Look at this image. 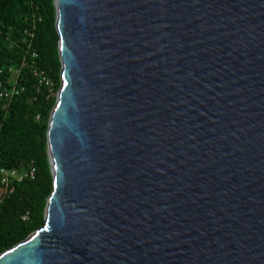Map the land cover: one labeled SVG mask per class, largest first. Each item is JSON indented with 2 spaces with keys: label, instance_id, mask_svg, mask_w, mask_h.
Listing matches in <instances>:
<instances>
[{
  "label": "water",
  "instance_id": "obj_1",
  "mask_svg": "<svg viewBox=\"0 0 264 264\" xmlns=\"http://www.w3.org/2000/svg\"><path fill=\"white\" fill-rule=\"evenodd\" d=\"M45 225L0 264H264V0H54Z\"/></svg>",
  "mask_w": 264,
  "mask_h": 264
},
{
  "label": "trees",
  "instance_id": "obj_2",
  "mask_svg": "<svg viewBox=\"0 0 264 264\" xmlns=\"http://www.w3.org/2000/svg\"><path fill=\"white\" fill-rule=\"evenodd\" d=\"M35 68L54 83V94H37ZM11 69L24 91L11 102L0 100V172L34 166L36 176L13 182L6 196L0 174V254L45 225L53 191L46 134L62 69L54 0H0V70L8 75Z\"/></svg>",
  "mask_w": 264,
  "mask_h": 264
},
{
  "label": "built area",
  "instance_id": "obj_3",
  "mask_svg": "<svg viewBox=\"0 0 264 264\" xmlns=\"http://www.w3.org/2000/svg\"><path fill=\"white\" fill-rule=\"evenodd\" d=\"M36 57V55L34 56ZM33 74L36 78L35 88L37 94L47 91L49 95L54 94V83L46 75L45 71L35 68ZM18 74L14 70H10L9 74L0 70V100L11 102L22 94L24 88L17 86ZM1 184L5 187L6 196L14 192L13 182H24L25 180H34L36 176V168L31 166L26 172H18L16 170L1 169Z\"/></svg>",
  "mask_w": 264,
  "mask_h": 264
}]
</instances>
